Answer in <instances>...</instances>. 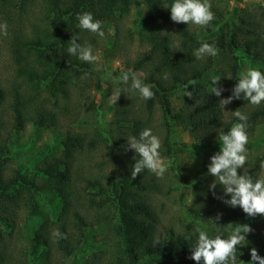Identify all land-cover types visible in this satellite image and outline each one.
Segmentation results:
<instances>
[{
	"label": "trees",
	"instance_id": "1",
	"mask_svg": "<svg viewBox=\"0 0 264 264\" xmlns=\"http://www.w3.org/2000/svg\"><path fill=\"white\" fill-rule=\"evenodd\" d=\"M172 2L0 0V23L8 25V35L0 36V264H75L78 256L80 264H195L189 257L197 229L210 226V238L226 239L229 224L258 225L260 216L247 217L213 197V177L185 174L177 158L189 146L176 140V130L186 132L198 150L209 142L218 146L203 156L200 169L207 170L219 151L220 133L238 122L231 112L239 109L248 116L249 139L264 123V102L253 106L241 98L225 108L219 105L231 95L243 63L255 65L258 54L264 56V7L259 6L258 18L243 10L232 18L218 13L203 30L171 21ZM132 8L137 10L133 30L124 22ZM84 12L103 22L102 30L105 23L113 24L109 53L125 57L122 70L96 72L92 63L67 52L73 35L93 49L96 34L80 29L76 19ZM202 43L214 45L217 55L197 59L193 53ZM125 71L151 85L154 98L144 100L129 90L131 80L127 85L118 80ZM102 74L117 80L121 96L106 125L86 127L83 108ZM212 75L221 79V97L211 94ZM185 89L192 99L182 95ZM28 125L57 130L54 142L61 148L33 172L10 164L12 138ZM146 128L160 138V154L172 164L163 179L144 170L132 180L135 153L125 147L129 137ZM261 161L264 153L248 155L238 174L264 177ZM39 179L52 190L58 208L29 237L26 223L40 216L39 196L46 191ZM182 182L190 195L188 204L182 202L183 214L170 210L176 203L173 191L184 199ZM215 191L222 195L220 186ZM217 213L221 221L210 223ZM55 230L66 239L53 237ZM236 256V264L245 261L240 245Z\"/></svg>",
	"mask_w": 264,
	"mask_h": 264
},
{
	"label": "clouds",
	"instance_id": "2",
	"mask_svg": "<svg viewBox=\"0 0 264 264\" xmlns=\"http://www.w3.org/2000/svg\"><path fill=\"white\" fill-rule=\"evenodd\" d=\"M210 0H173L168 8L170 18L176 24L195 25L206 27L210 24L215 15L211 11ZM78 27L87 30L103 38L105 36L102 30V23L94 20L92 13L84 12L77 14ZM7 22L0 23V36L8 35ZM78 35H73L69 41L67 52L76 56L80 61L86 63H96L99 61V55L93 54L91 45H81L77 43ZM193 55L197 59L205 56H216L217 49L209 43H202L196 49ZM87 73L81 79H86ZM165 74L164 79H167ZM124 84L130 83V91L138 93L144 100H151L155 93L151 90L152 86L143 83L135 74L125 71L117 78ZM221 79L218 76L210 78L211 94L221 97L225 89L220 86ZM185 97L192 99V92L185 89L182 93ZM121 96L120 89H114L109 96V101L116 104ZM247 101L253 106H259L264 102V73L256 68H249L240 74L238 82L231 89V95L228 98H221L219 105L225 108L234 100ZM238 121L234 123L227 133L221 132L219 140L221 141L219 151L210 157V163L207 165V174L213 177V182L209 185V191L215 199H219L223 204L230 208H240L247 217H264V177L253 179L251 175L238 174V170L244 168L248 160V149L246 145L249 142L247 132L248 116L239 109L231 112ZM160 138L152 133L150 128H146L139 133L138 137H129L125 150L134 151L138 159H134V164L130 167V177L135 180L144 170L154 174L158 179H163L168 171V165L160 154ZM260 170L264 173V161L260 162ZM220 186L222 195L217 196L216 189ZM225 197H230L225 199ZM222 219V213L208 221L218 225ZM231 229L228 237L222 238L216 235L210 238L208 233L203 230L198 231V239L191 249L189 259L195 261V264H236L237 246L247 242V236L253 232L248 224H229ZM53 237L65 238L59 230L52 233ZM251 260L249 264H264V258L260 257L255 248L250 250ZM241 264H244L241 261Z\"/></svg>",
	"mask_w": 264,
	"mask_h": 264
},
{
	"label": "rangeland",
	"instance_id": "3",
	"mask_svg": "<svg viewBox=\"0 0 264 264\" xmlns=\"http://www.w3.org/2000/svg\"><path fill=\"white\" fill-rule=\"evenodd\" d=\"M210 3L212 5L211 11L215 15L214 19L217 18L218 13H222L227 18H232L237 16L242 10L244 14H251L258 18L260 13L259 6L264 7V0H210ZM142 11L144 12V10L141 8L140 13H142ZM136 13L137 10L132 8L129 15L124 20L127 28H131L133 30L134 23L137 18ZM143 14L145 16V13ZM143 14H140V16H143ZM195 27L204 30L207 26ZM103 31L105 33L103 38L99 37L98 35L95 36L93 54H98L100 59L96 63H92L93 69L96 72H112L116 69L122 70L125 57L119 54L120 56L117 55V57L111 58L109 53V48H111L113 42L115 41L113 24L110 22L105 23L103 26ZM136 49V46L132 47L130 52L131 56L135 55ZM257 61L259 63L255 65L251 64L250 62H244L241 73L249 68H256L257 70L259 68L264 69V56L262 54H258ZM6 65L7 62L2 57V73L6 72ZM116 84L117 80L112 78V75L106 74H102L100 77L99 86L95 80L93 81L91 85L90 97L85 103V108H83V110L85 109L83 113H87V117L85 116L87 125L84 126L92 128L93 126H103L104 124L106 125L108 123L112 117L113 108V103L109 101V96L112 94L114 89H117ZM176 131V140L189 146V150L187 152L184 151L182 153H178L177 164L185 167V174L189 178L195 173H207V170L200 169L203 156L208 153L215 152L218 149V146L209 142L205 144L201 150H198L195 148L196 142H194L186 132L180 131L179 129ZM55 132H57V130H36L31 125L26 126L22 131L16 134L14 138H12V144L10 145L12 152L10 161L11 166L29 169L31 172H33L45 159L58 156L61 148L54 142V136H56ZM247 147L250 158H254L257 155L264 153V123L256 127L254 134L249 139ZM165 163L168 165V167L172 164L170 160H165ZM39 180L42 185H45L41 179ZM181 186H183L182 193L184 199L182 201L181 197L179 196V192L173 191L172 196L175 198L176 203L174 202V204L170 207V210L178 209L180 213L183 214L181 210L182 202L183 204H188L190 195L187 183L182 182ZM45 189L46 191L42 192L39 196L41 214L40 216L33 218L26 223V236L30 237L31 232L46 218H53L52 212L54 210L56 211L58 208L55 195L53 194L50 187L48 188V186H46ZM171 212L172 214L174 213L173 211ZM237 223L242 224V221ZM251 228L253 229V232L247 236V242L240 245L245 255L244 264H249V261L251 260L250 250L252 248H255L258 251L259 256L264 258V217H260L258 225ZM210 229V226L206 225L203 231L208 233L210 232ZM97 239L98 237L96 240ZM80 258L81 257L78 256L76 259V261H78L75 262V264H80ZM69 262L71 261L69 260Z\"/></svg>",
	"mask_w": 264,
	"mask_h": 264
}]
</instances>
